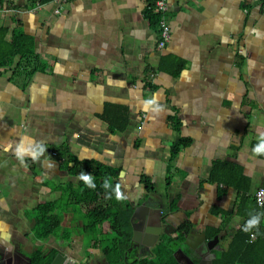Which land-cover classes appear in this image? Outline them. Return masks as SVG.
<instances>
[{
  "label": "crops",
  "instance_id": "crops-1",
  "mask_svg": "<svg viewBox=\"0 0 264 264\" xmlns=\"http://www.w3.org/2000/svg\"><path fill=\"white\" fill-rule=\"evenodd\" d=\"M152 6L0 0L5 39L20 32L33 48L30 63L15 55L0 68V252L60 247L105 263L103 243L82 232V204L57 211L55 234L35 233L37 208L79 181L64 168L69 156L119 171L123 211L150 207L148 227L159 234L129 247L125 264L183 229L194 245L211 242L217 264L242 222L258 218L264 231V206L238 211L241 195L250 201L264 185V149L254 151L264 140V0H168L161 50ZM216 161L227 163L225 184L210 179ZM178 247L191 252L184 238Z\"/></svg>",
  "mask_w": 264,
  "mask_h": 264
},
{
  "label": "trees",
  "instance_id": "trees-1",
  "mask_svg": "<svg viewBox=\"0 0 264 264\" xmlns=\"http://www.w3.org/2000/svg\"><path fill=\"white\" fill-rule=\"evenodd\" d=\"M148 16L151 24L157 27L159 16L152 12V7ZM15 55L21 56L19 66L24 60L30 63V58L33 57L30 38L23 33L14 32L11 41H7L5 30L0 29V68L10 66ZM32 70L30 69V72ZM187 143L186 139L179 141L180 145H187ZM179 144L174 146L173 152L178 150ZM63 165L71 175L78 176L79 181L76 185L69 184L58 202H47L37 208L35 233L39 238L55 234L60 230V217L57 211H65L66 207L72 203L82 204L85 207L82 232L86 235V239L103 243V252L111 264H125L124 256L130 247L132 227L131 213L123 211L119 205L117 182L119 171L97 161L78 160L73 156H69ZM223 165L227 163L224 161L214 163L211 180L226 183L223 178L225 173ZM85 174L89 177L87 181L83 178ZM142 182L145 188L152 187L146 178H142ZM255 203L254 199L248 201L241 195L238 205L239 213L244 215L245 209H250L249 213L255 212L254 209H257ZM248 222V220L242 222L217 264H264V237L262 236L264 231H258L255 224L246 229ZM104 223L107 224V232H114L115 237L105 238ZM251 232L255 234L254 240H250ZM182 240V233L175 239L162 238L158 241L151 257H144L130 264H177L173 252ZM54 253L55 249H52L49 256L45 257L41 250H37L32 255L31 264H48Z\"/></svg>",
  "mask_w": 264,
  "mask_h": 264
},
{
  "label": "water",
  "instance_id": "water-1",
  "mask_svg": "<svg viewBox=\"0 0 264 264\" xmlns=\"http://www.w3.org/2000/svg\"><path fill=\"white\" fill-rule=\"evenodd\" d=\"M118 200H119V205L121 209L125 210L122 206L123 204L122 189L119 190ZM131 206L132 207L129 209L132 213L130 217L131 226H132V236H131V241H130V248L133 247L136 241H139L138 237H140L141 232H145L144 236L146 237V239H150L149 242H144V243L153 244L156 240L155 236L159 234V232L156 228L148 227L150 207L146 203H142L136 206L135 208L133 207V204ZM181 233L184 238L185 244L190 246L191 252L187 254L183 251L182 247H178L173 253V256L177 264H202L208 249L211 248V242H206L204 245H194L190 239L191 234H189L186 229H183ZM202 235L203 237H205L204 234ZM55 249H57L58 252L50 260L49 264H60V259L64 260L66 264H83L81 260H78L74 257H69L67 254H63L60 247H56ZM20 256L30 259L28 255L22 253L19 250L15 251L14 254L13 252H10V253L5 252V251L0 252V259H3L6 257L7 264H11V263L16 264L17 257H20ZM214 258H215V255L212 257V259ZM212 259L209 261V264L213 263ZM0 264H1V260H0Z\"/></svg>",
  "mask_w": 264,
  "mask_h": 264
},
{
  "label": "built area",
  "instance_id": "built-area-1",
  "mask_svg": "<svg viewBox=\"0 0 264 264\" xmlns=\"http://www.w3.org/2000/svg\"><path fill=\"white\" fill-rule=\"evenodd\" d=\"M55 2L63 3L68 0H54ZM167 1L168 0H153L152 11L154 14L159 16L158 19V39H157V48L159 50L165 47V44L169 40L170 37V27L166 17L167 11ZM255 1H262V0H255ZM152 75V74H151ZM253 198L255 202L259 206H264V185L253 193ZM253 237V234H251Z\"/></svg>",
  "mask_w": 264,
  "mask_h": 264
},
{
  "label": "flooded vegetation",
  "instance_id": "flooded-vegetation-1",
  "mask_svg": "<svg viewBox=\"0 0 264 264\" xmlns=\"http://www.w3.org/2000/svg\"><path fill=\"white\" fill-rule=\"evenodd\" d=\"M138 240H139L138 242L140 243L142 241L149 242L150 239H146L140 235V237H138ZM53 249H55V248H53ZM51 250L52 249H49V250H47V252H43L45 254V257L49 256V252H51ZM61 250H62L63 254H65L63 249H61ZM57 252H58V250L55 249V253L52 256V258L56 255ZM26 255H28L30 259H27L26 257H23V256L17 257L16 264H31V258H32L33 254H26ZM213 256H214V254H213L212 247H211L210 249H208L202 264H209V261L212 259ZM80 258H81V261L83 264H96V261L94 262V259L90 256V254L87 250H83L82 256ZM212 261H213V259H212ZM5 263L7 264V262H5ZM60 264H66V263L64 260L60 259ZM104 264H111V263L108 260H106Z\"/></svg>",
  "mask_w": 264,
  "mask_h": 264
},
{
  "label": "clouds",
  "instance_id": "clouds-1",
  "mask_svg": "<svg viewBox=\"0 0 264 264\" xmlns=\"http://www.w3.org/2000/svg\"><path fill=\"white\" fill-rule=\"evenodd\" d=\"M262 149H264V140L261 141V143L254 149V151L260 152ZM83 178L86 181L89 180V177L86 174L83 176ZM257 222H258V218H253L252 220H250L248 222V225L246 226V229H247V227H251L252 225L256 224Z\"/></svg>",
  "mask_w": 264,
  "mask_h": 264
}]
</instances>
